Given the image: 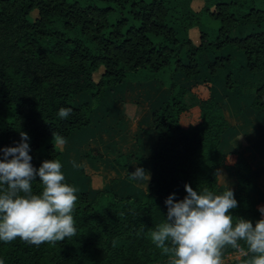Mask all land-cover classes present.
Wrapping results in <instances>:
<instances>
[{
  "label": "trees",
  "instance_id": "1",
  "mask_svg": "<svg viewBox=\"0 0 264 264\" xmlns=\"http://www.w3.org/2000/svg\"><path fill=\"white\" fill-rule=\"evenodd\" d=\"M191 1L0 0V148L16 146L26 132L34 167L55 159L67 175L62 183L79 182L72 213L76 236L39 246L19 237L0 241L5 264H168V255L150 239L166 219V198L175 193L182 200L185 184L222 193L220 168L236 182L231 190L238 207L230 214L254 225L262 218L264 202L251 195L252 169L243 150L237 154L231 127L256 113L263 121L245 124L244 131L256 127L252 137H264V0H203L198 11ZM204 20L211 31L217 26L214 35L203 28ZM193 28L197 43L188 35ZM150 80L161 89L151 95L150 106L157 109L144 122L154 132L153 146L144 144V155H135L99 134L107 151H120L114 159L119 167L112 163V169L119 173L122 167L129 180L124 182L134 189L115 188L120 176H99L101 184L92 187L91 177L74 167V157L64 159L66 144H53L52 133L69 142L91 127L93 103L103 106L98 109L105 116L113 114V102L123 100L116 89ZM230 94L239 107L241 100L248 106L236 123L223 105ZM61 107L72 109L67 119L58 117ZM125 152L141 162H119ZM100 156L96 148L83 155ZM135 164L150 170L144 189L129 179ZM42 187L37 177L33 192ZM238 243V249H223L222 259L241 253L226 264H246L254 255Z\"/></svg>",
  "mask_w": 264,
  "mask_h": 264
},
{
  "label": "clouds",
  "instance_id": "2",
  "mask_svg": "<svg viewBox=\"0 0 264 264\" xmlns=\"http://www.w3.org/2000/svg\"><path fill=\"white\" fill-rule=\"evenodd\" d=\"M72 109L61 107L60 119H67ZM53 144L63 145L66 138L53 132ZM16 146L0 148V241L16 238L39 246L76 236L72 213L76 207L75 188L62 183L58 160H45L39 168L31 163L30 137L20 132ZM77 166L74 163V167ZM42 184L39 194L33 192V181ZM129 179L148 181L149 175L137 167ZM187 195L179 201L175 193L165 200L166 219L150 231V239L168 255V264H222L226 246L240 248L243 241L254 254L246 264H264V206L258 210L261 219L255 222L230 214L238 207L231 188L216 194L204 187L199 192L185 184ZM0 264H5L0 258Z\"/></svg>",
  "mask_w": 264,
  "mask_h": 264
},
{
  "label": "rangeland",
  "instance_id": "3",
  "mask_svg": "<svg viewBox=\"0 0 264 264\" xmlns=\"http://www.w3.org/2000/svg\"><path fill=\"white\" fill-rule=\"evenodd\" d=\"M204 1L203 0H192L190 3V6L195 10L198 11L202 7ZM33 15H35L33 13ZM211 22L208 20H204L203 28L207 29L209 33L212 32V35L215 34L216 27L214 28V31H211ZM211 26V27H210ZM189 37L192 40V42L197 43L199 33L196 28H193L189 31ZM98 75L96 74L95 77ZM156 82H153V80L146 81V82H134V83H128L121 85L120 90L123 91V100H116L112 104L113 114H110L108 116H105V114L102 113L101 110H99V107H103L102 105H98L96 103H93V110L91 114V127L74 135V137L69 140V142L65 143L66 145L63 146L64 148V159L69 160L72 159L71 157H74L75 165L76 167H81L82 170L89 175L92 179V185L93 187H98L101 184L102 181L106 180V177L111 175L120 176V173L124 170L121 166V169L118 170L119 173L116 172L115 169H112V166H114L112 163L115 164L116 168L119 167V164H116L114 159L118 156L120 151L110 150L107 151L106 146L103 144V142L99 139V134L101 135L102 139H107L106 136L111 137V139L118 140V147L122 152L126 151L133 152L135 155H144L145 146L143 143H146L150 137L149 135V128L144 124L145 121H147L146 118H148V111H152L155 106H150L151 103V95L155 94L158 95L161 91L159 90V85L156 84ZM116 95V94H113ZM117 96V95H116ZM115 96V97H116ZM233 99H232V98ZM234 94H230V96L223 102L226 115H228V118H230V121L237 122L238 121V115L239 112L245 113V110H247L248 106L244 103L243 100L240 101V107L237 103V100L234 98ZM112 99V97H111ZM113 101V99H112ZM117 113V114H116ZM118 113L122 115L121 122L120 117L118 116ZM147 113V114H146ZM146 114V115H145ZM258 114L253 113L247 116L246 123H241L239 126L231 127V133L233 135L237 136L233 138L232 143L237 146L238 151L237 154H240V149L242 146V143L247 139L248 135L244 131L245 124L249 125L250 122L254 123L256 122H262L263 120L257 117ZM138 124L142 125L143 132H145V137L142 140H139V142L136 143L135 137H136V130L138 127ZM145 127V128H144ZM101 128L103 129L102 132L100 131ZM255 130L256 127H253ZM252 128V131L254 132V129ZM258 131V130H257ZM101 132V133H100ZM242 140H240V139ZM135 140V141H134ZM138 141V140H137ZM249 144L244 145L243 149V156L247 155V158L251 159V154L248 152L247 147ZM60 146V145H59ZM241 146V147H239ZM62 148V149H63ZM91 148H96L101 153V156L97 158L96 160H90L86 157H83L85 151ZM102 151V152H101ZM126 152L122 154V156L119 157L118 161L121 162L123 160H131L136 161L137 163L141 162L139 160H136L132 157H127ZM130 161V164H131ZM133 167V165H131ZM135 171V170H133ZM104 173H108L107 175H103ZM124 173V171H123ZM149 174V172H147ZM63 176L65 177L64 181H67L66 173H63ZM100 176V177H99ZM121 180L120 182V188L123 187L125 184L124 181L129 182L126 178L123 176H120ZM119 177V178H120ZM108 178V177H107ZM124 178V179H123ZM133 182V181H132ZM236 182L232 176H230L227 172L224 170H221L218 174V186L222 190H226V188H234ZM144 183L143 181H136L135 189H141L143 187ZM70 186H73L76 190V187L79 186V182L73 181ZM128 188V187H127ZM126 188V191H127ZM134 187H130V190L132 191ZM241 257V253H231L227 254L224 259H222V264H226L234 259H239Z\"/></svg>",
  "mask_w": 264,
  "mask_h": 264
},
{
  "label": "crops",
  "instance_id": "4",
  "mask_svg": "<svg viewBox=\"0 0 264 264\" xmlns=\"http://www.w3.org/2000/svg\"><path fill=\"white\" fill-rule=\"evenodd\" d=\"M140 127L143 128L142 125L138 124V127H137L138 133L136 134L135 138L142 140L146 134H145V132H143V130L139 129ZM147 128H149V127H147ZM246 132H247L246 134L248 135V137H247V139H245V141H246L245 145L249 144L247 147V150H248V152L253 154L251 156V159L247 158L248 162L250 163L251 169H252V175H253L252 178H253V182L255 185V188L251 190V195L255 199L261 200L262 202H264V137H261L260 135L259 136L261 138L260 137H256V138L252 137L253 131H252V128H250V127L247 128ZM149 135H150V137H148L149 138L148 141H150L151 143H143V144H151L153 146V143L155 141V135L151 129H149ZM230 149H231V147L230 148L224 147L225 152H229ZM243 149H244V147H243ZM245 157H247V155ZM137 167H140V166H137L135 164L133 170H135ZM144 170L146 171V173L149 172L148 175L150 177V170L147 168H145ZM221 170L225 171L224 168H220L219 172ZM225 172H227V171H225ZM123 175H124V173L122 171L120 173V176H123ZM114 176H116V175L109 174V176H107V177L110 178V177H114ZM133 183H134V185H136V180H133ZM117 185L119 186L120 183H116L115 188H117ZM91 186L93 187V185H91ZM132 186L127 185L125 182V184L123 185V187H125L124 191H126V188L128 187L127 191H126V192H128L130 190V187H132ZM94 188H96V186ZM142 188L144 189L145 186L143 185Z\"/></svg>",
  "mask_w": 264,
  "mask_h": 264
}]
</instances>
